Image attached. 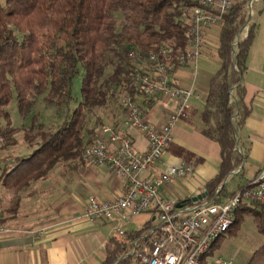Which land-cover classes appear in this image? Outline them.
<instances>
[{
  "label": "trees",
  "instance_id": "1",
  "mask_svg": "<svg viewBox=\"0 0 264 264\" xmlns=\"http://www.w3.org/2000/svg\"><path fill=\"white\" fill-rule=\"evenodd\" d=\"M249 1L234 0L218 27L220 66L209 80L201 114L202 134L218 145L220 157L216 176L206 184L207 201L218 200L224 191L223 181L245 160L236 150V131L251 111L241 82L256 32V26L247 20ZM197 6L194 0H0V119H8L7 106L13 99L23 119L30 117L39 96L45 105L67 111L63 123L52 133L37 123L38 115L30 117L28 131L36 129V133H24L23 140L32 153L8 161L0 176L2 188L18 195L32 183L46 179L56 166L84 162L82 153L93 140L94 128L105 124L94 119L93 127L88 128L86 118L96 110L118 106V93L120 97L137 94L133 76L145 69L136 61L137 56L156 54L168 44L173 52L172 72L180 67L174 57L188 46V16L182 10ZM247 21L246 36L237 41ZM77 79L78 98L74 93ZM71 103L76 104L72 110ZM117 124L113 122L112 127ZM18 131L10 124L0 129L4 148L15 144L13 137ZM36 137L41 142L34 147ZM179 154L192 157L183 150ZM248 216L264 237V206L254 203L235 211L233 225L220 238L235 235ZM149 229L150 225H145L108 240L101 264H131L136 260V255L130 254L134 241L137 253L148 239ZM220 238L208 255H213ZM247 264H264V243Z\"/></svg>",
  "mask_w": 264,
  "mask_h": 264
},
{
  "label": "crops",
  "instance_id": "2",
  "mask_svg": "<svg viewBox=\"0 0 264 264\" xmlns=\"http://www.w3.org/2000/svg\"><path fill=\"white\" fill-rule=\"evenodd\" d=\"M259 1L252 4L249 23L256 26V32L241 81L246 90L245 103L251 111L243 127L236 131V150L245 160L238 170L226 177L221 198L245 186L264 166V45H261L258 22H252L253 6ZM262 11L263 8L258 10ZM245 36L244 30L239 38ZM217 45L218 28H211L199 59L219 69ZM196 64L173 72L174 82L191 88L193 96L186 117L173 128V143L149 172L141 174L143 178H152L168 164L192 166L193 175L172 179L159 193L162 198L175 199L182 204L193 202L194 198L207 201L206 184L216 176L220 164L219 147L202 134L201 120L209 80L215 73L207 78V87L199 86ZM138 103L146 122L157 129L173 109V102L160 96H140ZM114 128L125 131L124 116ZM127 134L136 152L147 149L141 132L127 130ZM11 148L0 150V176L4 166H9L8 161L16 157L8 158ZM179 150L192 157L180 155ZM231 179L232 187L228 189L226 182ZM125 189V181L115 177L108 166L85 161L56 166L46 179L32 183L18 195L6 191L0 182L2 224L8 230L0 233V264H101L105 259L104 245L111 238H119L120 226L117 221H88L83 217V207L91 198L111 200L122 195ZM151 219L141 214L123 222L121 228L126 235L150 225ZM133 261L138 264L137 259Z\"/></svg>",
  "mask_w": 264,
  "mask_h": 264
},
{
  "label": "built area",
  "instance_id": "3",
  "mask_svg": "<svg viewBox=\"0 0 264 264\" xmlns=\"http://www.w3.org/2000/svg\"><path fill=\"white\" fill-rule=\"evenodd\" d=\"M194 1L197 7L182 10L188 16V46L184 53L174 57L180 67L194 66L202 57L207 32L219 27L234 0ZM255 1L247 3L248 21ZM244 30L247 31V26ZM172 54V47L163 44L156 54L149 53L145 58L137 56L136 61L145 69L135 74L132 81L137 94L144 97L160 96L173 102L172 112L159 129L146 122L137 94H123L121 97L125 131L115 130L109 124L94 128L93 140L84 149L82 159L88 163L108 166L115 177L125 181L126 189L122 195L111 200L89 199L83 207V217L90 222L117 221L120 226L117 236L121 238L125 235L121 228L123 222L141 214L151 216L148 240L137 253V240L134 241L130 252L136 255L138 264H232V260L214 257L208 255V252L213 243L229 231L235 211L243 204L258 203L264 206V166L249 183L225 198L219 196L218 200L187 204L162 198L159 193L172 179L193 175L192 166L168 164L157 176L141 177L142 173L152 169L173 143V128L186 117L189 100L193 96L191 88L174 82V64L170 63ZM127 130L142 133L147 142L144 152L133 149ZM2 143L3 139L0 138V145ZM2 216L3 207L0 203V233H7V228L2 224Z\"/></svg>",
  "mask_w": 264,
  "mask_h": 264
},
{
  "label": "rangeland",
  "instance_id": "4",
  "mask_svg": "<svg viewBox=\"0 0 264 264\" xmlns=\"http://www.w3.org/2000/svg\"><path fill=\"white\" fill-rule=\"evenodd\" d=\"M262 8L264 9V3L262 1L254 4L253 11H255V15L252 18V22H258V28H260V37L262 40L261 45H264V11L260 13L258 12V10ZM117 19L118 21H120V16H118ZM196 66L198 71V85L205 88L207 87V78L210 74H214L218 68L213 63L204 61L203 59H198ZM107 72L109 73L110 71ZM79 82L80 80L77 79L74 85V93L77 98ZM116 98L118 100V106L121 105V97L119 93L116 95ZM118 106H116V104H112L110 108L94 111L86 118L87 127H93L94 119L101 120L105 124L110 125L116 121L121 123L123 120V116L122 114H120V106ZM69 107L72 110L76 107V104L71 103ZM7 112L9 115L8 119H0V129H4L7 124H10V127L19 130L13 137L15 140V144L10 145L12 146V148L10 149L11 154L8 156V158L11 155L17 157L27 156L32 153V147H30V145L23 140L24 133H28V135L31 136H34L36 133V129H34L31 133H29L28 131L31 121L30 117L38 115L37 123L42 126L44 131L52 133L60 127L67 116V111L65 110V108L62 107L61 110L57 111L56 107L45 105L43 96L35 98L34 105L28 119H23L19 114V111L17 109V102L15 99H13L7 106ZM40 142V138L36 137L35 139H33L32 145L35 147ZM1 146L3 147L1 148ZM4 147L5 141L3 140L2 145H0V150ZM232 181L233 180L231 179L226 182V187L228 189L232 187ZM252 207H255V205H252ZM263 243L264 237L257 232L253 218L248 216L240 225L235 235L226 236L218 240V245L214 249L213 256H220L226 260H232V264H247L253 252L257 250L261 245H263ZM131 264H136V262L133 261L131 262Z\"/></svg>",
  "mask_w": 264,
  "mask_h": 264
},
{
  "label": "water",
  "instance_id": "5",
  "mask_svg": "<svg viewBox=\"0 0 264 264\" xmlns=\"http://www.w3.org/2000/svg\"><path fill=\"white\" fill-rule=\"evenodd\" d=\"M249 19V18H248ZM248 23V22H247ZM247 23L245 24V26L239 31V33L237 34V37H236V39H237V41H238V39H239V36H240V34H241V32L243 31V29H245V27L247 26ZM234 45H236V43L234 44ZM236 115V114H235ZM235 117V116H234ZM229 175H231V174H229ZM228 175V176H229ZM227 179V178H226ZM225 183V180L223 181V184ZM196 199L197 198H194L193 199V201H196Z\"/></svg>",
  "mask_w": 264,
  "mask_h": 264
},
{
  "label": "bare ground",
  "instance_id": "6",
  "mask_svg": "<svg viewBox=\"0 0 264 264\" xmlns=\"http://www.w3.org/2000/svg\"><path fill=\"white\" fill-rule=\"evenodd\" d=\"M244 33V32H243Z\"/></svg>",
  "mask_w": 264,
  "mask_h": 264
}]
</instances>
